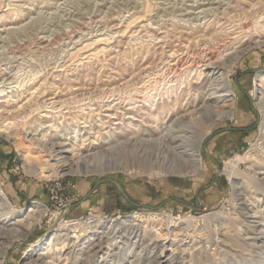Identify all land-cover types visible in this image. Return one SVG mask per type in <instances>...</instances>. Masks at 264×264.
I'll use <instances>...</instances> for the list:
<instances>
[{
  "label": "rangeland",
  "instance_id": "374dc122",
  "mask_svg": "<svg viewBox=\"0 0 264 264\" xmlns=\"http://www.w3.org/2000/svg\"><path fill=\"white\" fill-rule=\"evenodd\" d=\"M209 7L208 14L199 15ZM263 36L264 0H0V123L22 137L16 141L0 133V185L11 209L2 218L0 208V226L15 230L18 224L34 223L22 236L4 239L5 264H155L154 254L162 248L151 249L148 238L134 244L133 229L117 224L136 219L142 230H149L147 236L156 235L150 230L156 225L166 232L170 212L195 216L200 231L195 238L203 240L210 256L191 263L197 249L190 251L187 243L181 246L187 251L163 252L176 257L173 263L264 264L261 248L235 246L227 254L224 247L206 242L207 237L221 239L231 216L240 219L233 211L227 162L242 158L238 181L243 189L250 180L264 178V115L257 81L264 73V43L253 42ZM239 46L251 48L229 73L234 103H214L235 114L213 121L200 138L187 137L178 127L169 130L176 119L185 120L186 127L193 123L203 94L198 87ZM163 103L176 106L153 117ZM239 112L244 113L241 121L234 119ZM34 134L63 146L62 154L51 157L41 145L28 146ZM171 134H182L176 144L189 152L198 146L196 162L184 165L175 144L164 141ZM226 134L234 137L224 139ZM124 139L128 142L121 143ZM59 158L67 164L101 160L103 167L71 173L69 166L59 167ZM142 162L155 171L140 175L126 170ZM170 165L175 173L156 174ZM99 195L100 203L80 211ZM33 205L45 213L28 216ZM60 212L68 219L100 213L104 220L88 233L81 229L85 234L73 246L49 248L47 240L68 232L55 224L54 214Z\"/></svg>",
  "mask_w": 264,
  "mask_h": 264
},
{
  "label": "bare ground",
  "instance_id": "6f19581e",
  "mask_svg": "<svg viewBox=\"0 0 264 264\" xmlns=\"http://www.w3.org/2000/svg\"><path fill=\"white\" fill-rule=\"evenodd\" d=\"M128 5H130V4H128ZM210 8L211 7H209V9L203 8L200 11L199 15H202L203 13L205 15L208 14L211 11ZM35 25H33V26H35ZM32 29L36 30V28H34V27H32ZM261 38H264V36ZM253 42H254V44H261V43H264V39H257ZM239 47L228 58L227 62L216 65L212 69H210L207 73L205 81L203 82L202 85H200L198 87V89H201L203 91V94H202V96L199 97L198 103L194 107V109H195L194 114L196 115V117L193 120V123H192L193 125L188 124L186 127L185 125H183V123L185 124V120H181V119L177 120L176 119V121H174V123H172V125H171L172 128H171V126L168 127L169 130L175 131L174 128L178 127L177 132L184 133L185 135L187 134V137H191V135L189 136L188 133H192V135L194 137L200 138L201 134L203 132L207 131L209 125L213 121H215L216 119H219L221 117H227V116L232 117L235 114V113L233 114V110L231 108L225 110L222 107L215 105L216 104L215 102H219L221 100L224 102H227V101L231 102V104L234 103V93H233V90L231 88L229 73L231 71V68L238 62V60L240 58H242V56L245 55V53L248 52V50L251 48V46L245 47V48L241 47V46H239ZM257 81H258V86L260 89V91H259L260 96L258 98V104L260 105L261 109L263 110V115H264V73H260L258 75ZM177 102H176V104H177ZM176 104L163 103L162 106L157 107L156 110L158 112L152 114V116L155 118H158L163 114H167L170 110H172L174 108V106H176ZM181 126H183V127L181 128ZM33 131L37 133L38 128L37 127L33 128ZM262 131L264 133V121L262 124ZM0 133L7 134L8 137L13 138V139L15 138L16 141L22 140L20 133L13 132L11 130V127L6 125V124L0 123ZM177 135H180V134H177ZM193 136H192V138H193ZM263 136H264V134H263ZM178 138L182 139L183 138L182 134L180 136H176V135L173 136L172 135L171 137L169 136V138L166 137V140H164V141H167L171 144H175L174 145L175 151H176V153H178L179 156L184 158V162H185L184 165L185 164H191V163L193 164V162H196V160H197V158L195 159V156H197L195 154V151L197 150L198 146L196 149H194V152H189V149H187L183 144L182 145L176 144ZM32 140L33 141L31 142V145H28V146H32V145L40 146L41 145L43 148L42 150L48 151L51 157L60 156L62 154L61 148L63 146L61 147L59 145H56L55 143H52L51 141H49V139L48 140L46 139L48 142H46V140L42 141V139L37 137V134H36L35 136H33ZM193 141H195V140H193ZM21 142L23 143L24 141H21ZM125 142H128V139H124L121 143H125ZM149 142H150V140H149ZM150 144H152V143H150ZM26 145H27V143H26ZM126 145H128V144L126 143ZM158 145H159V143H158ZM37 146H35V147H37ZM26 149H27V151L29 150L28 147ZM178 155H176V157H178L177 160L180 159ZM24 156L26 157V159L28 158L27 154H25ZM236 157L237 158L231 159L230 161L227 162V168H228V176L233 183L234 194H235V195H233V199H234L233 204L235 207V209L233 211L235 212L236 215H238L236 217L240 216V219H239V221H237L236 219H238V218H234L235 215L231 216L232 221H230L229 223H226V225L222 226V228H221V231H220V234H222L221 239H220V237L216 238V239L207 237L208 239L206 241L207 243L209 242V243H212V245H216V247L221 249V250L224 247L223 250H224V252H227V254L229 253V251L236 249L235 246H241L242 248L246 247L247 249H249L250 247L252 249L258 247V248H261L262 250H264V216H263L264 209L263 208L260 209L261 204L264 203V178L250 180L251 186L248 189H246V188L243 189V186H240V182L238 181V179L240 178V172L238 170V167H239L238 161L241 160L242 158L240 156H236ZM95 158H97V157L95 156ZM100 158H102V157H100ZM181 161H183V160H181ZM58 162H59L58 164H60L59 167L63 168V167L69 166L68 171L71 173H81V172L90 173V172L96 171L97 167L98 168L103 167V165H101V160L97 161V163H93V161H91V160H89L87 162H83L81 160V161H77L75 163H68L67 164V160L59 158ZM263 162H264V160H263ZM142 164H143V162H142ZM170 167L171 168H165V169L162 167H159V169L156 170V174L175 173L176 172L175 165L174 166L170 165ZM200 167H201V165H200ZM194 168H195V166H194ZM194 168H193V170H194ZM171 169L173 171H171ZM126 170H129L132 173L136 172L140 175H144L145 173L151 174L152 171H155L154 167L149 168L146 164L145 165L143 164V165L135 167V168L129 167ZM45 172H48V171H45ZM45 176L50 177L51 174H46ZM0 208L2 209V213H1L2 218L10 213L9 210H11V209H10L8 200L5 197L4 192L2 191L1 185H0ZM44 213H45V209H41L38 205H33V206H31V208L28 212V216L37 215V218H38V217L42 216ZM160 214L163 215L162 213H157V216H160ZM54 216H55V221H56L55 224H58L60 226V228L67 229L68 232L67 233L63 232L64 234L56 233V235L52 236L50 240H47L45 242V244H47V247H49V248H50V246H51V248L57 247V245L60 244L62 249L64 250V248L66 246L71 245L72 243L73 244L71 246H73L74 243H76L78 240H80L82 235L84 236L85 233H83L81 231V229L82 230L85 229L87 231L86 233H88V231L90 230V229H87L88 227L85 225L83 220H81L80 218H78V219L77 218L68 219L67 217L62 218L63 215L61 212L54 214ZM135 216H136V214H135ZM250 217L260 218L261 220L258 219L259 220V221H257L258 223H251L249 220ZM23 219L24 218L18 219L17 222H20ZM167 219L169 221L168 230L166 232H161V231H159L160 228L155 229L156 225H154L153 226L154 231L150 230V232H156V235L152 234L151 236H147V235H149L148 234L149 230H147V228L142 230L140 224H138V222L135 221L136 219H134V220L123 219L117 225L118 226H129L133 229L132 232L135 233L133 238L138 237V239L134 241V244H137V245L144 244L146 242L145 239L148 238V240L150 242H152V243H149V244H151L150 245L152 247L151 249L156 250L158 248H162L163 251L161 253H159L158 255L154 254L155 264H177V260H176V263H173V260H175L176 257H174L172 259L171 256L168 257L167 254H164L163 252H165V250H170V251L173 250V252H175L178 248L183 249L181 246H183L185 244L187 245V243H189L188 245H190V247L188 248L186 246V248H188L190 251H191V249L192 250L197 249V252L195 253V255L190 257L191 263L192 262L204 263L205 261L210 259L209 258L210 256H209L206 248L204 247L203 240L200 238H195V236H196L195 234L199 230L196 227V225H197L196 221L197 220H195L194 215L188 214L187 216H182L181 213H178V215H174L173 212H170L167 214ZM28 220H29V217H28ZM31 221L32 220H30L29 224H27V225L25 224L26 227L24 224H18V228L15 230L7 229L3 226H0V245L3 244L4 239L10 240L11 237L15 236V235L20 237L23 234H25L24 230H27V229L31 230L32 226L34 224V223L32 224ZM179 226H180V228L175 230V228H178ZM144 227H146V226H144ZM210 232H211V229H210ZM258 232L263 234V236L261 238H259L257 235H255ZM217 233H218V231H217ZM214 235H215V233H214ZM161 241L163 242V244H160ZM38 245H40V244L37 243L35 246H38ZM168 245L170 246V248L168 247ZM225 247H228V248L225 249ZM186 248L183 249V251H187ZM7 253H8V250H6L3 247H0V259H1L0 264H5L6 261L4 258L6 257ZM43 254H45V252ZM39 261H41V259ZM240 262H241V260H240ZM40 264H59V263H55L54 260H52V261L43 260Z\"/></svg>",
  "mask_w": 264,
  "mask_h": 264
},
{
  "label": "crops",
  "instance_id": "0c3cea01",
  "mask_svg": "<svg viewBox=\"0 0 264 264\" xmlns=\"http://www.w3.org/2000/svg\"><path fill=\"white\" fill-rule=\"evenodd\" d=\"M243 112L242 113H236V116H235V118L234 119H236L237 118V120L238 121H241V119H243L244 117H243ZM237 121V122H238ZM224 137V139H226V138H228L229 139V137L231 138V137H234V134H226V135H224L223 136ZM238 147L240 146V143H238V145H237ZM224 150H222V152H223ZM132 179H134V181H140L141 179H137V178H132ZM143 181H145V182H148V183H151V182H153L154 180H146V179H142ZM122 189V188H121ZM122 191H123V195L127 198V194L124 192V190L122 189ZM102 196L101 195H99V196H96V197H94V198H91L90 200H87V203H86V205H82V208L80 207L79 209H80V211H87V209L88 208H91L93 205H96V204H98V203H100L101 202V200H102ZM105 199V198H104ZM128 199V198H127Z\"/></svg>",
  "mask_w": 264,
  "mask_h": 264
},
{
  "label": "built area",
  "instance_id": "2783aa9c",
  "mask_svg": "<svg viewBox=\"0 0 264 264\" xmlns=\"http://www.w3.org/2000/svg\"><path fill=\"white\" fill-rule=\"evenodd\" d=\"M104 216L101 215L100 213H88L84 216L79 217L81 220H83V222L85 223V225L88 227L87 229H90V231L94 230L95 228H97L98 223L104 220L103 218ZM75 219V218H74Z\"/></svg>",
  "mask_w": 264,
  "mask_h": 264
}]
</instances>
